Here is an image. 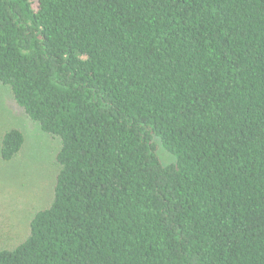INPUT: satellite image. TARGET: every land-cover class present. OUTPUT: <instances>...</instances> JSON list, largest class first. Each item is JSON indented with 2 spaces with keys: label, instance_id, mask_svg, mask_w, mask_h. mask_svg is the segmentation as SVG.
<instances>
[{
  "label": "trees",
  "instance_id": "1",
  "mask_svg": "<svg viewBox=\"0 0 264 264\" xmlns=\"http://www.w3.org/2000/svg\"><path fill=\"white\" fill-rule=\"evenodd\" d=\"M0 86L56 145L0 264H264V0H0Z\"/></svg>",
  "mask_w": 264,
  "mask_h": 264
},
{
  "label": "rangeland",
  "instance_id": "2",
  "mask_svg": "<svg viewBox=\"0 0 264 264\" xmlns=\"http://www.w3.org/2000/svg\"><path fill=\"white\" fill-rule=\"evenodd\" d=\"M11 127L23 132L25 146L11 162L0 159V249L17 243L29 219L48 203L56 170L55 143L26 119L0 86V134ZM159 154L164 162L172 161L163 150Z\"/></svg>",
  "mask_w": 264,
  "mask_h": 264
}]
</instances>
